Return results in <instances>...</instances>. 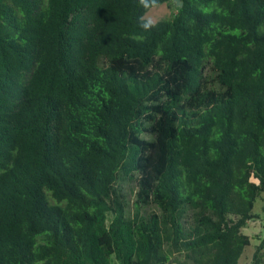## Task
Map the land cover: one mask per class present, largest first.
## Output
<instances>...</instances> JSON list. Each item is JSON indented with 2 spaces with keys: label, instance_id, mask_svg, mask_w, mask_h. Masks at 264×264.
Returning a JSON list of instances; mask_svg holds the SVG:
<instances>
[{
  "label": "trees",
  "instance_id": "1",
  "mask_svg": "<svg viewBox=\"0 0 264 264\" xmlns=\"http://www.w3.org/2000/svg\"><path fill=\"white\" fill-rule=\"evenodd\" d=\"M181 1L145 31L138 0H0V264H239L264 0Z\"/></svg>",
  "mask_w": 264,
  "mask_h": 264
},
{
  "label": "rangeland",
  "instance_id": "2",
  "mask_svg": "<svg viewBox=\"0 0 264 264\" xmlns=\"http://www.w3.org/2000/svg\"><path fill=\"white\" fill-rule=\"evenodd\" d=\"M177 8L178 6H176L175 3H165L149 10L146 13L145 18H151L155 22L163 19H170L177 12ZM130 199L133 200L132 192L130 194ZM253 213L259 215V220L250 221L247 227L242 229V232L252 239L251 244L246 247L244 254L240 258L239 264L249 263L252 259L256 246L264 239V195L256 201ZM112 264H118V262L112 258Z\"/></svg>",
  "mask_w": 264,
  "mask_h": 264
},
{
  "label": "clouds",
  "instance_id": "3",
  "mask_svg": "<svg viewBox=\"0 0 264 264\" xmlns=\"http://www.w3.org/2000/svg\"><path fill=\"white\" fill-rule=\"evenodd\" d=\"M138 6L144 10H151L159 6L158 0H138ZM138 25L145 31L155 27V21L151 18L145 19L144 15L138 17Z\"/></svg>",
  "mask_w": 264,
  "mask_h": 264
},
{
  "label": "water",
  "instance_id": "4",
  "mask_svg": "<svg viewBox=\"0 0 264 264\" xmlns=\"http://www.w3.org/2000/svg\"><path fill=\"white\" fill-rule=\"evenodd\" d=\"M174 2H175V5L178 7H181L183 5L181 0H174Z\"/></svg>",
  "mask_w": 264,
  "mask_h": 264
}]
</instances>
